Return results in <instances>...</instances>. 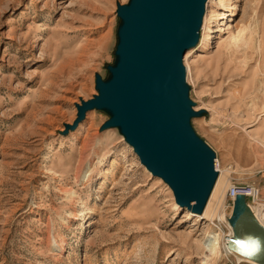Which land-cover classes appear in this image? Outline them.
<instances>
[{
    "label": "rangeland",
    "instance_id": "1",
    "mask_svg": "<svg viewBox=\"0 0 264 264\" xmlns=\"http://www.w3.org/2000/svg\"><path fill=\"white\" fill-rule=\"evenodd\" d=\"M127 1L0 0V264H205L220 225L174 210L117 129H99L106 113L64 132L113 62ZM243 30L248 44L231 46ZM182 62L193 109L206 110L194 131L230 182L264 198V0H206ZM221 256L208 264H257Z\"/></svg>",
    "mask_w": 264,
    "mask_h": 264
},
{
    "label": "water",
    "instance_id": "2",
    "mask_svg": "<svg viewBox=\"0 0 264 264\" xmlns=\"http://www.w3.org/2000/svg\"><path fill=\"white\" fill-rule=\"evenodd\" d=\"M206 0H128L116 3L118 18L113 62L95 74L97 94L76 104L74 129L88 110L108 118L100 130L116 128L139 161L171 189L175 201L201 213L216 182L214 150L200 138L191 118L184 52L195 46ZM229 249L264 264V226L242 194L233 200ZM243 245V246H241Z\"/></svg>",
    "mask_w": 264,
    "mask_h": 264
},
{
    "label": "bare ground",
    "instance_id": "3",
    "mask_svg": "<svg viewBox=\"0 0 264 264\" xmlns=\"http://www.w3.org/2000/svg\"><path fill=\"white\" fill-rule=\"evenodd\" d=\"M244 32H245V30H243L240 34H236V33L231 34L232 35L231 36V42H232L231 46H238L239 43H242V42H244V44L246 43V45L248 44L247 42H245L247 39L244 41V38H242V36L244 37ZM191 48H193V47H191ZM186 79L188 80L187 76H186ZM197 110H199V108H197ZM216 157H217L218 163L215 164V168L218 172V176H217L216 182L214 184V187L212 189V192L208 198V201L205 205L204 210L201 213H194L191 210H189L188 208L180 206L175 201L174 195H172L173 207H174V210H179L181 208L186 209L187 213L189 215H191V217H196L199 219V221H202L205 223L207 222V223H211V224L213 223L214 224L215 222H217V224L221 226L222 220L224 219L223 222H225V225H227L229 227V229L232 230L231 225H230L229 220H228L229 219L228 216H230V214H231L232 207H231L230 213L228 215H226L225 218L223 216H221V213L218 212V209H220V206L223 207V201H224V198L227 194V189L231 183L230 182V176L233 172H231V170H229L228 168L223 170L221 165H220V160H219L217 155H216ZM145 170L147 171L148 174L151 173L146 169V167H145ZM156 178L162 179L160 177H156ZM160 182H162L166 187L168 186L164 181H160ZM169 189H167V191H169L171 193V189L170 190ZM252 209H253V212L255 214L254 216L264 226V215H262V213L257 208L252 207ZM219 220H220V222H219ZM220 226H219L218 230H216L215 232H212L211 234L206 232L205 236L208 239L207 240L208 242L205 243V249H206V251H208L209 255L212 257H220L221 255L230 254V255L234 256L237 260H243L244 259V260H248V261H253V260H251L245 256H242V255L238 254L237 252L229 249L228 245H225L226 244L225 241L227 240V236L226 237L222 236L224 233H223V230ZM230 234H232V231H230ZM209 255L206 256L205 264H208L207 261L211 259L209 257Z\"/></svg>",
    "mask_w": 264,
    "mask_h": 264
},
{
    "label": "built area",
    "instance_id": "4",
    "mask_svg": "<svg viewBox=\"0 0 264 264\" xmlns=\"http://www.w3.org/2000/svg\"><path fill=\"white\" fill-rule=\"evenodd\" d=\"M217 163H218V161H217V157L215 155L214 166ZM237 194L244 195L245 201H246L247 205L249 206V208L253 214H254V212H253L252 207L257 208L262 213V215H264V198L262 196L261 190L257 186H255L253 184H249V183L242 184V183H238L235 181L234 182L231 181V183L227 189L226 197H227V199H229L233 203V200ZM224 224H225V222H224ZM225 229L223 231L224 234L222 236H224V237L227 236V240L225 241L226 242L225 245H228L229 240L233 235V231L230 230L227 225H225ZM230 231H232V234H230ZM241 261L242 260H237V263H239Z\"/></svg>",
    "mask_w": 264,
    "mask_h": 264
},
{
    "label": "snow or ice",
    "instance_id": "5",
    "mask_svg": "<svg viewBox=\"0 0 264 264\" xmlns=\"http://www.w3.org/2000/svg\"><path fill=\"white\" fill-rule=\"evenodd\" d=\"M241 246H243V245H241Z\"/></svg>",
    "mask_w": 264,
    "mask_h": 264
}]
</instances>
